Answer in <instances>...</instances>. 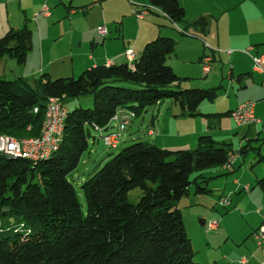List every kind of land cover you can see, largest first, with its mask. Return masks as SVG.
I'll return each mask as SVG.
<instances>
[{
  "label": "trees",
  "instance_id": "16d2710c",
  "mask_svg": "<svg viewBox=\"0 0 264 264\" xmlns=\"http://www.w3.org/2000/svg\"><path fill=\"white\" fill-rule=\"evenodd\" d=\"M149 3L175 24L186 22L179 0ZM191 27L205 32L208 20L201 17ZM32 38L27 25L7 30L0 38V62L9 57L25 65ZM175 46L172 38L159 36L133 63L97 66L79 78L44 74L35 85L22 77L0 79V135L18 139L40 135L49 99L93 98L92 108L69 111L60 148L48 159L32 163L0 153V264H202L179 203L192 186L195 196L212 193L209 174L224 170L231 144L210 135L187 150L134 143L83 183L85 215L69 180L88 148L87 126L95 131L107 127L119 109L140 115L167 100L179 104L182 115L195 117L202 103L217 98L222 86H182L189 79L167 63ZM250 146L239 153L246 155ZM254 150L264 163L261 146ZM256 186L264 191V176ZM138 188L142 197L132 203L129 194Z\"/></svg>",
  "mask_w": 264,
  "mask_h": 264
},
{
  "label": "crops",
  "instance_id": "0c3cea01",
  "mask_svg": "<svg viewBox=\"0 0 264 264\" xmlns=\"http://www.w3.org/2000/svg\"><path fill=\"white\" fill-rule=\"evenodd\" d=\"M18 1L20 2V9H23V7L25 8V23L22 20L17 24L9 23L6 31L11 27L22 28V26L25 25L31 29L28 24L29 15H31V18L33 16L32 19L35 20L36 15L41 12L43 6L46 4L51 10V15L49 17H40L38 21L35 20L36 26H34L33 30L31 29L33 34L32 43H44L43 32L44 29L48 28H60V38L65 40L69 37V43H91V54L81 56L77 64L73 62L71 66H66L63 71H55L50 68L41 71V76L48 74L52 79L76 77V75H81L86 70L101 65L119 66L129 63L128 59L124 56V51L113 52L111 48H109L120 42L126 43L124 37V24L122 18H120V16L124 17L126 13L136 15L137 12L149 9V14L144 19H138L142 24L150 26L148 29L149 31H145L149 33V38L147 37L145 43L148 44L159 36L172 38L176 43L175 53L171 56L170 62L168 63L167 61V63L174 71L176 70L172 61L174 58L178 59L180 57L177 48L178 46L183 47V45L180 44L185 41V37L194 36L200 39L201 36H205L208 33L214 34L216 38L215 43H202L203 49L200 53L198 50H192V52H188L187 54L190 55L192 63L197 59L199 63L203 64L206 57L211 58V72L216 67V64L221 63L222 67L220 72L222 81L220 86L225 88L226 84L223 85L225 83L223 81L225 80L228 82L227 86L229 90H231L234 85H237L239 92L244 94L243 99L229 109L227 113L232 112L247 101H253L255 103V115L257 119H259V123L256 125L238 127L231 115H227V117L233 121L237 129H243L239 150L242 147L251 145L252 141L257 142L260 140V135L264 132V80L263 76L255 71L251 56L264 52V0H210L212 10H209L210 12L207 13L204 12L205 10L194 12L191 7L194 3L198 4L200 1L201 3H205L207 0H179L188 17L186 18V22L180 24L172 22L166 14L156 7L150 10L149 7L153 8V6L150 5L149 0H9L8 4L5 3V5L8 7L10 2L17 3ZM121 4L125 5V12L122 11L123 8ZM3 5L4 3L0 2V6ZM91 5L97 6L90 10L89 7ZM95 10H97L98 18L93 29L87 36H76V31H80L78 26L87 22ZM201 17H205L208 20V27L205 32H202L200 28L191 27V24ZM210 18L215 20L218 18L217 21L219 22L215 24L216 22L212 21V23V19ZM221 23L223 24L221 25ZM221 26H223V30ZM99 27L107 28L108 34L105 37L99 35ZM177 31L181 36V40H178L175 36ZM139 37L140 36H138V38ZM225 40L231 43H222ZM61 43H64V41H61ZM185 44L189 45V43ZM223 44H229V46L224 48ZM100 47L103 53L99 56L97 55V49ZM41 48L43 51V45L42 47L40 46V49ZM250 48H252V50L249 55L245 53V51ZM141 54L135 53L136 59L139 58ZM72 61H75V58H73ZM227 62L230 65V70L226 75L224 68L225 66L228 67ZM210 73H206L205 78H208ZM14 77L13 79H17L22 76ZM184 78L193 79V77L190 76H185ZM218 78L219 75L213 79ZM182 86L185 88L200 87L189 83V80L184 82ZM214 86L215 84H209L207 82L201 84L202 89H207L205 87L213 88ZM203 104L204 103L199 107L201 115L195 117L182 115V110H178L175 106L167 108L164 107L162 103L151 106L142 114L143 126L141 130L139 129L136 133L132 134L127 133L124 139L135 140L144 136L140 138L142 139L141 141L153 144L159 148L167 150H187L195 149L199 138L203 135H210L218 141L220 139L218 135H221L225 130V137L223 139H227L226 141H230V143H225L232 145L234 137L238 135L237 130L230 126L225 127L223 125L221 120V114L223 113H213V110H206ZM205 115L209 116L207 117ZM138 116L139 115L131 121L127 129H129L131 125L134 127L133 123L139 118ZM251 147L252 146H250L249 150L254 149ZM232 149L233 152H235L234 147ZM248 152L245 157L248 156ZM261 153H264L262 148ZM260 164L261 162H259L258 154H256L248 166L246 165L244 157L242 158L241 154H237L236 164L231 170L214 169L210 172L209 176L212 177V179L209 181L208 186L212 191L211 194L195 196L192 191L189 196L185 197L187 198L186 204L190 205L192 214L198 219L195 223V226L198 224V230H196L199 234L197 238L189 236L196 253L195 258L198 262L202 264L220 263L218 258L209 256V250L214 248L211 235H209L204 228L209 222L208 217L211 214L209 207H213V209L217 210L222 206L220 200L227 197V192L229 193V191H233L234 193H242L243 191L251 192V196L261 193L263 196L264 191L258 186H255L257 180L264 176V165ZM231 185L234 190H232ZM246 187L249 189L246 190ZM260 190H262V192ZM244 197L245 196H241L236 204H234L231 199V204L226 209L230 207L234 209H237L238 206L241 207L240 202ZM260 212L262 213L260 209H257V213ZM217 221L219 222V227L216 230H211L213 234L214 232L219 233L221 231V222L219 219ZM263 223L264 218L261 219V224ZM259 227L256 226L253 228V232L257 231Z\"/></svg>",
  "mask_w": 264,
  "mask_h": 264
},
{
  "label": "rangeland",
  "instance_id": "374dc122",
  "mask_svg": "<svg viewBox=\"0 0 264 264\" xmlns=\"http://www.w3.org/2000/svg\"><path fill=\"white\" fill-rule=\"evenodd\" d=\"M0 2H3L4 5L0 6V38L4 36V34L7 32V26L8 24H17L20 20H22L25 23L24 18V11L25 8L20 9V2H10L9 6L6 7L5 3L8 4L9 0H0ZM190 2V1H188ZM5 6V8H4ZM97 5H91L89 9H94ZM121 7L123 8L122 11L125 12L124 7L125 5L121 4ZM192 10L195 11H202L204 12H210L209 10H212L211 7V1L207 0L205 3H194V5L191 6ZM190 10V8H189ZM94 12V13H93ZM91 17L89 20L85 23H82L78 26V29L80 31H76V36H83L88 35L90 31L93 29L96 21H97V10L93 11ZM113 17V16H111ZM33 18V16H32ZM31 18V15H29V26L33 30L35 25V20ZM122 18L123 24H124V37L126 43H118L116 45H112L111 50L113 52L116 51H124V56L127 58V53L132 51L136 54H141L142 50L145 46V42L147 37L149 38V33L145 31H149V27L146 24H142V22L138 21L137 15H130L129 13H126V15L120 16ZM186 18L187 15H186ZM212 19L211 22H216L217 24L219 21L218 18ZM121 20V19H120ZM212 22V23H213ZM223 23H221L222 25ZM146 25V26H145ZM23 27V26H22ZM221 29L223 30V26H221ZM60 28L59 29H44L43 35H44V43H32V49L28 53L27 61L25 65H19L15 60L5 57L0 62V79L2 80H14V76H22V78L26 79L31 85H35L37 81H39L41 77V71L46 69H51L55 71H63L66 66H71L73 62L76 64L78 61H80L81 56L90 55L92 52V46L90 42L86 43H69L70 38H66L63 40L60 35ZM138 36H140L138 38ZM154 36V35H153ZM175 36L178 38V40H181V36L178 33H175ZM185 41H183L180 45H183V47L178 46L177 52L179 53V58H174L172 63L175 67V72L184 78L185 76L193 77V79H189V83L194 84V86H200V87H192V88H200L201 84L204 82L207 83H213L215 86L213 88H217L220 86V83L222 81V75H221V63L216 64V67L211 72L210 70V76L205 78L206 73L204 72V64L199 63L197 59L192 63V60L190 59V55H188V52H192V50H198L199 53L203 49L202 43H215L216 38L214 34H206L205 36H201V38H197L194 36L185 37ZM61 41H64V43H61ZM189 43V45L185 44ZM191 43V44H190ZM222 43H231L227 42L226 40ZM34 45V47H33ZM43 45V51L42 48L40 49V46ZM126 45V46H125ZM224 48H227L229 44H223ZM196 52V51H195ZM228 52V51H227ZM102 49L101 47L97 49V55H102ZM183 54V56H182ZM187 54V55H186ZM96 55V56H97ZM75 58V61H72V59ZM65 62V65H64ZM170 62V59L168 60V63ZM228 67L225 66L224 72L227 73L230 70V65L227 62ZM77 66V65H76ZM75 66V67H76ZM227 68V69H226ZM219 75L218 79H213L214 77H217ZM225 75V74H224ZM70 76V75H69ZM80 75H76V78H79ZM223 85L228 84L227 81ZM208 85V84H207ZM129 86V85H126ZM223 89H220L217 95V98L213 102H204L203 107L206 108V110H213V113H223L221 114V120L223 125L226 127L230 126L233 129L237 130L238 135L234 137L232 148L234 147L235 152H232L233 154H240L239 153V146L243 135V129H237L235 127V124L233 121L227 117L226 113L229 109H231L233 106L238 104L240 100L243 99L244 94L242 92H239L237 85H234L231 90L228 89V86ZM209 88V87H205ZM69 111L76 109V108H92L93 106V98L92 96H83L80 99H67L63 102H61ZM164 107L169 108L170 106H175L178 110L181 109L180 105L175 103L172 100H167L162 102ZM176 104V105H175ZM210 112V111H206ZM143 113H141L135 121H134V127H131L127 129L126 127L125 131L123 132V138L121 140V143L118 145L117 148L111 149L105 146L104 142L99 139V134L94 131L91 127H86L87 131L90 132V136L88 137V148L85 150V152L82 154L80 162L78 164V167L76 170H74L69 175V180L74 185L75 190L77 192V196L79 199V202L82 206L83 214H86L87 210V202L86 197L84 194V191L82 189L83 183L91 178L96 172H98L102 166L108 162L111 158L119 154L122 150H124L126 147L138 143V142H144L141 141L142 137L135 140H125L124 136L127 133H136L139 129L141 130L143 126ZM137 116V115H136ZM135 116V117H136ZM134 117V118H135ZM133 118V119H134ZM132 119V120H133ZM131 120V121H132ZM133 128V129H132ZM131 130V131H130ZM141 135V133H140ZM144 135V134H142ZM1 136H7V135H0ZM220 139L218 142L225 143L230 141H226L227 139H223L225 137V130L221 133V135H218ZM33 137H27L22 138L20 140H31ZM264 138V132L260 135V141H252L251 142V148L256 149L257 147L261 146L262 151L264 152V143L262 142V139ZM18 139V138H17ZM126 142H125V141ZM124 141V142H123ZM217 141V140H216ZM249 150L248 156L245 157V155L241 154V157H244V160L246 161V165L248 166L250 162L253 160V158L256 156L257 152L256 150ZM237 150V151H236ZM256 152V153H255ZM241 162V160H240ZM239 162V163H240ZM260 165H264V163L261 162ZM256 186V185H255ZM232 190H234L233 186L231 185ZM191 191H194V187H191ZM262 192V190H260ZM231 192V193H230ZM251 192H242V193H234L233 191L227 192V197L231 200H233L234 204H236L240 197L245 196L243 200L240 202L241 207H237V209H234L233 207H230L226 209L225 207L220 206L217 210L213 209V207H209L211 214L209 215V222L204 226L211 235V238L213 240L214 248L209 250V256L215 257L219 259V264H242L244 260L248 262V264H264V243L262 246L258 244V241L255 238V234L253 232V228L256 226H261V219L264 218V194L262 196L261 193L251 196ZM142 197V191L141 189H135L131 191L129 194V200L132 203H137L140 198ZM187 198H183L181 202L179 203V209H181L183 220L187 228L188 236L197 238V225L195 226L196 221L198 219L195 218V215L191 212L190 205H187L186 200ZM257 209H260L262 213H257ZM213 214V216H212ZM220 220L221 222V231L219 233L213 234V232L208 228L209 223L213 221ZM199 223V222H198ZM200 225V223H199ZM197 229V230H196ZM259 229V228H258ZM196 240V239H195ZM214 264V263H213Z\"/></svg>",
  "mask_w": 264,
  "mask_h": 264
},
{
  "label": "built area",
  "instance_id": "2783aa9c",
  "mask_svg": "<svg viewBox=\"0 0 264 264\" xmlns=\"http://www.w3.org/2000/svg\"><path fill=\"white\" fill-rule=\"evenodd\" d=\"M150 10L154 7H149ZM149 14V9L137 12L136 15L139 19H144ZM51 10L48 5H44L41 12L36 15L35 20L38 21L40 17H49ZM98 33L100 36L105 37L108 34L106 27H99ZM252 48L245 51L250 55ZM254 62V69L256 72L263 76L264 80V52L261 54L251 56ZM127 59L129 63H133L136 60L134 52L127 53ZM211 58L206 57L203 61L205 73H209L211 70ZM49 105V113H45L48 116V124H45L46 137L44 140H36V137L32 138L31 144H24L20 139L1 136L0 137V151L1 152H26L30 155L32 163H38L40 158L45 152L51 151L52 148H56V140L61 139V116L66 113L67 108L61 103L60 100L51 98L47 101ZM232 119L238 127H249L259 123L255 115V103L253 101H247L240 105L238 108L230 113ZM136 116L134 111L128 109H119L111 119V122L107 127H95V131L99 134V139L102 140L108 148L115 149L121 143L123 138V132L129 125L131 120ZM237 161V154L231 153L229 161L223 167L224 170H231ZM246 190L249 188L246 187ZM220 204L225 208L230 206L231 201L228 197H224L220 200ZM219 227L218 221L209 223L208 228L210 230H216ZM255 238L258 244L262 246L264 243V223L254 232ZM242 264H248L246 260Z\"/></svg>",
  "mask_w": 264,
  "mask_h": 264
},
{
  "label": "bare ground",
  "instance_id": "6f19581e",
  "mask_svg": "<svg viewBox=\"0 0 264 264\" xmlns=\"http://www.w3.org/2000/svg\"><path fill=\"white\" fill-rule=\"evenodd\" d=\"M46 113H49V105L48 104L46 106ZM68 114H69V112L67 110L66 113H64V115L61 116V120H60L61 139L56 140V148H52L51 151L45 152V154H43L40 158H38V162L48 159L49 157H51L54 153H56L59 150L60 145H61L62 140H63V137H64L65 123H66V120L68 118ZM45 124H48V116L45 117L43 127H42V131H41L40 135L38 137H36V140H44L45 139V137H46ZM20 141H22V143H24V144H31L32 139L31 140H20ZM0 153H6L7 155L12 156V157L22 158V159H26V160L31 161L30 155L26 152H10V153H7V152H1L0 151Z\"/></svg>",
  "mask_w": 264,
  "mask_h": 264
}]
</instances>
